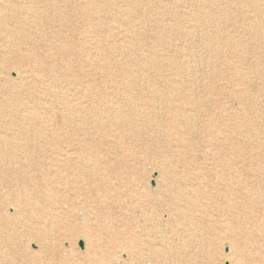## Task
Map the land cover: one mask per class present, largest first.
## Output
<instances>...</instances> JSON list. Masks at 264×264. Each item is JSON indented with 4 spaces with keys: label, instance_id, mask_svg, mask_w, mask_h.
Instances as JSON below:
<instances>
[{
    "label": "bare ground",
    "instance_id": "1",
    "mask_svg": "<svg viewBox=\"0 0 264 264\" xmlns=\"http://www.w3.org/2000/svg\"><path fill=\"white\" fill-rule=\"evenodd\" d=\"M183 1L0 0V264L43 262L50 233L104 250L78 220L121 202L156 232L218 236L230 264H264V12L259 0ZM136 150H169L154 189L139 186ZM180 246L167 247L174 263L196 264Z\"/></svg>",
    "mask_w": 264,
    "mask_h": 264
},
{
    "label": "rangeland",
    "instance_id": "2",
    "mask_svg": "<svg viewBox=\"0 0 264 264\" xmlns=\"http://www.w3.org/2000/svg\"><path fill=\"white\" fill-rule=\"evenodd\" d=\"M182 3L183 5L185 3L189 4L186 0ZM259 6L264 12V0H259ZM242 9L247 13L251 11L247 6L242 7ZM139 29L147 34L148 37L151 36V33L153 34L149 21L143 23ZM115 39L117 40L119 38ZM87 41L86 39V42ZM204 70L205 72L207 71L206 69ZM7 75L13 79L16 76V72L11 70ZM221 83L223 82L221 81ZM146 125L151 127L148 124ZM147 126L144 127L147 132L155 131ZM96 136L98 137V132ZM127 143L131 144V140H127ZM114 144L113 137H107L102 140L101 148L114 147ZM59 145L61 146L59 147ZM59 145L49 148V150H68L69 145L75 147V141L72 138L67 140V143L61 142ZM123 148L122 145H118L112 150L116 152L121 150L118 154L129 158L130 151L123 150ZM198 151L200 152V150ZM168 153L169 150L156 154L154 157H148L146 158L147 160L144 161L143 158L146 153H144L143 150H136L134 152V159H136L134 163H136V167L140 170L141 183H139V186L143 185L149 189L156 188V178L158 174L167 171L166 164H168ZM163 162L165 166L163 165L162 168H158V165L163 164ZM180 169H182L181 165ZM220 203H222L220 199L215 202H206L203 209L207 215L217 214L216 204ZM113 207L115 208V213H108V216H102L100 220L99 217L96 219L93 216L87 218L86 221L78 220L79 224L82 223V225L85 224L87 226L90 235L94 236V238L100 235L101 246L104 250H100L98 253L93 249L87 250L85 240L89 237L80 232L66 231L65 237L61 240L58 238L52 239L55 235L50 233V240L56 241L50 242L49 252L46 257L42 259L43 262L39 259L37 261L33 260V263L30 264H176L173 261L174 256H172L175 253L167 249L172 243L176 246L181 245V249L176 253L177 256L179 255L184 259L187 256L196 257L198 259L196 264H230L231 260L239 259V257L232 258V253L229 252L230 247L223 238L211 236L209 234H201V238H199V235L190 236L189 234L181 233V231L176 235H171L168 229H166L165 232H156L152 227L155 220L150 218L143 219L138 209L134 208V206L131 207L127 202H121ZM260 207H262L261 204L256 205L254 208H251V205H249L246 211L249 212V214H255L258 211L257 208ZM152 213V210H150V214ZM243 213L246 214L245 212ZM163 215L162 213L158 214L157 218L164 220L165 217ZM72 219L63 222H72ZM73 223L77 224L75 221ZM262 227L264 228V226ZM177 228L181 230V227L177 226ZM231 239L237 243L245 242V240L241 241L239 238ZM190 243L191 246H193L192 248L183 246L184 244L188 245ZM36 249L37 246L35 243H28V251L33 253ZM60 250L67 253L65 258L66 261L56 256V253L59 254ZM72 252L77 253L78 256L76 260L69 259V253ZM240 252L242 257L243 252L241 250ZM61 257H65V255L61 254ZM17 264L27 263L24 262V260H19Z\"/></svg>",
    "mask_w": 264,
    "mask_h": 264
}]
</instances>
